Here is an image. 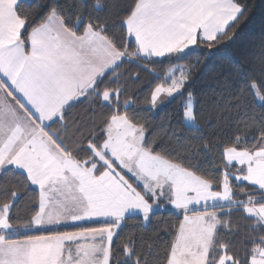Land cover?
Segmentation results:
<instances>
[{
    "label": "trees",
    "instance_id": "1",
    "mask_svg": "<svg viewBox=\"0 0 264 264\" xmlns=\"http://www.w3.org/2000/svg\"><path fill=\"white\" fill-rule=\"evenodd\" d=\"M232 1L239 9L223 30L211 38H197L190 51L162 57L140 54L124 27L138 0H20L14 8L22 23L19 40L25 50L29 32L55 15L75 34L95 30L120 52L90 88L43 125L65 154L94 162L92 150L101 149L111 118L123 116L142 130L145 150L206 180L212 190L227 178L234 202L212 208L217 224L206 264H217L223 254L229 257L225 264H251L254 252L264 248V224L247 215L239 201L263 202L264 191L236 181L232 175L244 169L224 159L226 148L253 152L264 147V0ZM176 64L185 66L182 92L159 108H149L153 88L169 82L164 75ZM105 93L107 102L102 101ZM188 95L196 127L183 119ZM96 166L104 169L98 162ZM124 176L152 201L140 184ZM4 205L16 230L8 239L110 225L96 221L32 230L38 192L24 173L12 167L0 172V208ZM197 211L202 209L188 213ZM182 220L183 213L168 207L151 212L146 223L139 215L125 217L112 238L109 264H168Z\"/></svg>",
    "mask_w": 264,
    "mask_h": 264
},
{
    "label": "crops",
    "instance_id": "2",
    "mask_svg": "<svg viewBox=\"0 0 264 264\" xmlns=\"http://www.w3.org/2000/svg\"><path fill=\"white\" fill-rule=\"evenodd\" d=\"M19 1L0 0V172L12 167L24 173L37 190L38 210L32 219V230L84 222H112L109 219L117 214L99 220H61L60 216L70 210L66 209L68 206H78L87 212L92 205H105L103 198L91 197L87 191L92 184L100 183L99 175L106 168L91 171L90 167L100 162L98 158L94 156V162L75 160L65 154L42 127L90 88L95 79L119 59L120 52L95 30L86 28L81 34H75L55 15L29 32L28 48L23 49L19 40L22 23L14 11ZM233 8L232 0H138L124 27L140 54L162 57L179 52L191 39L193 43L197 38L206 39L215 26L223 27L220 21L226 23L236 16L238 8L232 11ZM248 154L256 158L258 153L255 150ZM166 162L169 168H180ZM240 165L244 172L233 174L241 175L239 182L264 191V167L259 164L257 171L249 172L244 163ZM115 170L113 173L123 177L127 174L140 184L152 197L150 201L140 193L148 202L161 200L162 208L183 213L168 264H206L217 224V211L212 208L223 202L206 192L184 206L172 207L171 190L167 187L171 186L170 182L164 180L165 191L158 196L157 190H151L156 183L150 178L143 177L141 184L129 172L121 168ZM196 180L207 188L203 179ZM241 204L247 215L264 224V201L253 203L248 198ZM111 205L115 213L118 207ZM199 209L202 211L188 213ZM2 210L1 207L0 215ZM6 222L8 227L0 228V264H109L111 242L101 233L106 226L8 239L16 235V230ZM253 257L255 264H264V255L257 252Z\"/></svg>",
    "mask_w": 264,
    "mask_h": 264
},
{
    "label": "rangeland",
    "instance_id": "3",
    "mask_svg": "<svg viewBox=\"0 0 264 264\" xmlns=\"http://www.w3.org/2000/svg\"><path fill=\"white\" fill-rule=\"evenodd\" d=\"M233 7L238 8L234 3ZM234 8L232 11H234ZM233 17L235 16L233 15ZM233 17H231L226 23L223 20L220 21L223 27L219 29L218 26H215L212 31L210 30L208 32L206 35L208 36L207 38H211L223 30V28L230 23ZM191 40L188 41V44L183 49H180L179 53L190 51L196 47L195 42L193 43ZM184 71L185 66L183 64H176L167 69L164 78L169 82L166 84H157L153 88L151 101L148 104L149 108H159L168 100L182 92L183 84L185 82ZM108 95V93H105L102 96V101L107 102ZM115 117L116 116H113L111 118L110 123L107 126L108 128H106V136L102 142L101 151L95 149L92 150L93 156L100 160L98 164L104 165L106 169L99 175L100 177L98 179L100 180V183L92 184L87 191L91 197L103 198V200H105V205L103 206V203L97 207L92 205V208H90L87 212L78 206H72V208L71 206H68L66 209L70 210L65 211V216H60L61 220H69V222H80L87 218L89 220H99L101 218H105L109 214H117V216L109 219L113 220L112 222L103 221L109 223L110 225L103 228L101 233L106 235L107 240L109 239V242H111L116 230L119 228L125 217L129 215H139L141 216L142 221L146 223L151 212L163 207V204L158 201H155L154 203L148 202L140 193L136 191V189L125 177L121 174L113 173L116 170L115 165H113L111 161L127 173L129 172V174L134 176V178L140 183L144 179L143 177L148 180L150 178L151 181L156 183V185H152L151 190H157L158 196L162 195L160 192L165 191L164 188L166 187L163 185L165 184L164 180L170 182L171 186L167 187L171 190V199L169 198V203L172 207L184 206L187 202L195 200L198 196H203L206 192L215 195L220 202H223V205L234 202L231 198L232 191L229 188L227 178L223 179L218 190H212L211 185L206 180L203 181L207 188L203 187V185L196 180L200 179L199 176L175 166H171L173 169L169 168L166 164H164L167 163V160L145 150L142 147V130L125 120L123 116H118L119 118ZM183 119L187 126H197L193 115L192 98L189 95L184 100ZM248 153L249 152L243 150L226 148L224 150V159L228 164L235 162L238 167H242L240 164L244 163L245 169L247 168L249 172H252L253 170L257 171L259 164L264 167V147L257 150L258 154L256 155V158H252ZM104 155H106L109 160ZM96 168L97 166L90 167L91 171ZM232 176L238 182L240 181V174ZM245 200L246 199L242 198L239 201L241 203ZM111 203L117 206L120 211L117 208L116 212L113 213L111 211L113 208ZM7 208L8 206L4 205L2 207V215H0V228L2 230H5L8 227L6 222L8 221ZM247 208L249 210L254 209L251 207ZM257 252L258 254L264 255V248L256 250L254 255H256ZM254 257L251 259V264H255ZM227 261H229V257L223 254L219 258L217 264H225Z\"/></svg>",
    "mask_w": 264,
    "mask_h": 264
}]
</instances>
